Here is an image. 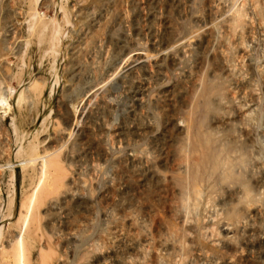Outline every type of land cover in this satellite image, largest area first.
Masks as SVG:
<instances>
[{"label": "rangeland", "instance_id": "374dc122", "mask_svg": "<svg viewBox=\"0 0 264 264\" xmlns=\"http://www.w3.org/2000/svg\"><path fill=\"white\" fill-rule=\"evenodd\" d=\"M262 1L0 0V264H16L15 248L10 249L8 242L14 237L23 238L25 264H96L99 257H105L107 264H118L124 258L138 257L148 248L151 251L146 252V264H264V216L255 217L254 228L258 232L251 241L245 239L244 227L224 219L227 206L221 203V197L246 174L241 169L242 162L231 157V147L208 135L213 125L207 103L208 90L221 91L220 81L213 78L214 74L223 72L219 71L216 49L230 47L232 64L245 77L243 87L234 92H241V96L246 94L251 115L241 139L264 159ZM218 12H225L226 18L222 19ZM121 14L126 18L123 24L118 21ZM229 16H236L237 26H240L243 40L239 48H235L232 40L227 23ZM40 22L46 25L44 29L38 27ZM5 24L12 25L11 32L6 31ZM88 35H103L109 40L105 44L113 41L111 48L116 39L125 40L122 49H127L128 53L117 66L120 75L125 58L131 59L140 51L147 53L148 73L138 71L135 78L145 84L142 103L135 101L137 84L126 86L125 92L117 90L119 75L104 77L106 80L85 78L84 69L89 61L77 62L75 47ZM57 38L60 43L54 47ZM155 39L157 44H154ZM103 56L97 59L105 69L112 59ZM90 89L95 91L91 103L87 97ZM97 106L106 110L100 119L102 122L87 120L89 109ZM78 111H82V115ZM67 113L74 114L78 121L68 120ZM77 122H80L78 127ZM239 122L240 118L235 115L229 125ZM115 126L121 129V134L111 132V127ZM139 156H144L151 165L153 173L148 181H140L130 168ZM43 159L52 164L49 172L42 169ZM228 159L232 160V176L223 173ZM214 161L220 164L217 168ZM99 165L102 167L98 169ZM70 182L80 188L63 206V220L58 223L48 206L61 200L60 194ZM196 194L202 198L200 205L197 211L188 213L190 221L184 226L174 206L183 196L192 202ZM11 195L13 204L9 207ZM217 211L221 213L219 217ZM109 212L121 222L118 230L109 228ZM128 214L134 215V219L138 214L137 220L144 222L147 228L142 229L140 224L134 226L125 218ZM114 230L122 239L116 247L110 244ZM57 233L63 239L58 240ZM181 233L189 234V238L181 237ZM169 236L179 241L184 238L182 253L177 244L166 241ZM97 245L104 250L95 258L93 249Z\"/></svg>", "mask_w": 264, "mask_h": 264}, {"label": "bare ground", "instance_id": "6f19581e", "mask_svg": "<svg viewBox=\"0 0 264 264\" xmlns=\"http://www.w3.org/2000/svg\"><path fill=\"white\" fill-rule=\"evenodd\" d=\"M226 1V0H225ZM253 1V0H252ZM264 1V0H263ZM262 1V2H263ZM135 2V1H134ZM206 3V2H205ZM224 3V2H223ZM227 4V3H226ZM221 5V4H220ZM30 6V5H29ZM65 6V5H64ZM63 6V7H64ZM217 6V5H216ZM219 6V4H218ZM142 7V6H141ZM214 7V5H213ZM235 7V6H234ZM233 7V8H234ZM256 8V7H255ZM160 9V8H159ZM167 9V8H165ZM217 11H219V9L217 8L216 9ZM22 11V10H21ZM64 11V10H63ZM76 11V10H75ZM115 12V10H113ZM31 12V11H30ZM216 12V11H214ZM78 13V12H77ZM116 13V12H115ZM187 13V12H186ZM219 13V16L223 19L226 18V14L225 12H218ZM255 13V12H254ZM214 14V13H213ZM35 15V14H33ZM72 15V14H71ZM239 15V13H238ZM237 15V16H238ZM23 16V15H22ZM38 16V15H37ZM66 16V15H65ZM217 16V15H216ZM5 17V16H4ZM159 17V16H158ZM236 17V16H235ZM229 18L227 23H229L228 27L231 29L232 31V40L234 42V45H235V48H239L240 47V44H241V37H242V33H241V30H240V26L238 27L237 26V23H236V18ZM65 18V17H64ZM125 16L124 15H119V18H118V21H119V24H123L125 22ZM221 19V20H222ZM39 20V19H38ZM217 20V18H216ZM251 21V20H250ZM102 22V21H101ZM109 22V21H108ZM135 22V21H134ZM223 22V20H222ZM226 22V21H225ZM34 23V22H33ZM32 23V24H33ZM214 24V23H213ZM29 25V24H28ZM34 25V24H33ZM88 25V24H87ZM6 26V24H5ZM242 26V24H241ZM6 31L7 32H11L12 31V25H8L6 26ZM32 27V26H31ZM40 27L41 29L45 28L46 25L42 22H40V25L38 26ZM153 27V26H152ZM264 27V26H263ZM206 28V27H205ZM35 29V28H34ZM184 29V28H183ZM5 30V29H4ZM124 30V29H123ZM103 32V31H101ZM100 32V33H101ZM125 32V31H124ZM145 32V31H144ZM153 32V31H152ZM249 32V31H248ZM43 33V32H42ZM94 33V32H93ZM39 34V33H38ZM102 34V33H101ZM168 34V33H167ZM226 34V33H225ZM80 35V34H79ZM90 35V34H89ZM84 38L83 41L81 42V44L78 46V47H75V54H76V58H77V62L81 61L82 59H86L89 61V64L86 66V69H84L86 72L85 73V78H89V79H102V80H106L104 77H110L111 76H118L119 77V80L120 82L116 83V87H117V90L118 91H123V89L126 88V86H129V85H133V84H137L139 86V88L137 89V95L135 97V101L139 102V103H142V95H143V88H145V84H143L142 82L140 81H136L135 78H136V74L138 71H142V73H148V70H149V67L148 66V59L149 57L144 55V53H136V51L131 59L130 57L127 59L125 58L126 64H123L124 67L122 65H120V67L122 68V74L120 75V73L117 74V66L119 65V63H121L124 55L127 57L126 53L127 52V49H122V47L125 46V40L120 38V39H116L117 41L115 42V44L113 45L115 49L111 48V43L109 44H105L106 41H109V40H106L103 35L102 36H89ZM106 35V34H105ZM111 35V34H110ZM244 35V34H243ZM247 35V34H246ZM55 36V35H54ZM53 36V38H54ZM224 37V36H223ZM244 37V36H243ZM45 39V38H44ZM55 39V38H54ZM135 39V38H134ZM197 39V38H196ZM22 40V39H21ZM57 42L54 43V47L58 46L59 43H60V39H56ZM184 40V39H183ZM243 40V39H242ZM42 41V40H41ZM55 42V41H54ZM229 41H227L228 43ZM246 42V41H245ZM49 43V42H48ZM158 41L155 39L154 40V44H157ZM214 43V42H213ZM166 44V43H165ZM176 44V43H175ZM33 45V44H32ZM38 45V44H37ZM72 45V44H71ZM75 45V44H74ZM187 45V44H186ZM217 45V44H216ZM245 45V44H244ZM165 46V45H164ZM251 46V45H250ZM53 47V48H54ZM176 48V47H175ZM210 48V47H209ZM212 48V47H211ZM223 48V47H222ZM227 48V46H226ZM243 48V47H242ZM52 49V48H51ZM112 50V53L110 52ZM184 49V48H183ZM182 49V50H183ZM133 50V49H132ZM168 50V49H167ZM231 48L228 47V49L226 50H222L221 48L219 49H216V57L219 59L218 61L220 62V65H219V68L221 71L222 74H214L213 75V78L214 80L216 81H220L221 83V91H211V90H208L207 93L209 94V97L207 98V103L210 104V108H209V114H210V121H211V124L213 125V128H212V131L211 133L208 132V135L211 134V138L215 141H220L224 146H229L231 147L232 149V154H231V157L234 159V161L236 160H239V162H242L241 164V169L243 170V172H245L246 174V177L243 178L242 180H239V182L236 184L235 187H233L231 190H229L227 192V194L224 196V197H221V203L225 204L227 207L225 209V220H230L234 223L235 226H239V227H244L245 229V239L247 241H251L255 236H256V233L258 232V230L255 231V228H254V223L256 221V218L255 217H263L264 216V159L262 160L261 158H259V156L257 155V153L255 152L254 150V147L252 145H249V144H246L244 143V141H242V134L244 135V131L247 127V124L249 123V121L251 119H248L250 112L248 113L249 111V104L246 100V97L245 95L244 96H241L243 94L240 95V93H235L234 91L236 89H239L241 87H243V84L245 82V77L243 76V74L241 72H237L235 69V67L233 66L232 64V61H231ZM251 50V49H250ZM53 51V49H52ZM51 51V52H52ZM134 51V50H133ZM139 51V50H138ZM137 51V52H138ZM211 51V50H210ZM56 52V51H55ZM131 52V51H130ZM180 52V51H179ZM252 52V51H251ZM159 53V52H158ZM133 54V52H132ZM182 54V53H181ZM101 55H105L103 56V58H108L110 57V59H112V61H110L109 64H107V68L103 69L100 65H99V62H98V56H101ZM130 55V54H129ZM149 55V54H148ZM156 55V54H154ZM153 55V56H154ZM159 55V54H157ZM156 55V56H157ZM161 55V54H160ZM57 56V55H56ZM75 56V55H74ZM212 56V55H211ZM22 57V56H21ZM152 57V56H151ZM155 57V56H154ZM245 57V56H244ZM75 58V60H76ZM130 59V60H129ZM179 59V58H178ZM239 59V58H238ZM105 60V59H104ZM155 60V59H154ZM157 60V59H156ZM200 60V59H199ZM245 60V59H244ZM247 60V59H246ZM85 61V60H84ZM109 61V60H108ZM243 61V60H242ZM76 62V61H75ZM103 62V61H102ZM157 62H160V61H157ZM190 62V61H189ZM237 62V61H236ZM235 62V63H236ZM250 62V61H249ZM70 63V61H69ZM68 63V64H69ZM150 63V62H149ZM154 63V62H153ZM156 63V62H155ZM238 63V62H237ZM262 63V62H261ZM76 64V63H75ZM78 64V63H77ZM159 64V63H158ZM239 64V63H238ZM245 64H246V61H245ZM161 65V64H160ZM159 65V66H160ZM248 65V64H247ZM246 65V67H248ZM70 66V65H69ZM188 66V65H187ZM186 66V67H187ZM62 67V66H61ZM45 68V67H44ZM74 68V67H73ZM199 68V67H198ZM22 69V68H21ZM83 69V68H82ZM240 69V68H239ZM121 70V69H120ZM205 70V68H204ZM247 70V68H246ZM18 71H21V70H18ZM32 71V70H31ZM77 71V70H75ZM180 71V70H179ZM241 71V70H240ZM244 71V70H243ZM242 71V72H243ZM120 72V71H119ZM186 72V71H185ZM213 72V71H212ZM211 72V74H212ZM248 72V71H247ZM252 72V71H251ZM77 73V72H76ZM80 73V72H79ZM82 73V71H81ZM83 73V74H84ZM151 73V72H150ZM203 73V72H202ZM246 73V71H245ZM160 74V73H159ZM251 74V73H250ZM65 75V74H64ZM79 75V74H78ZM104 75V76H103ZM80 76V75H79ZM78 76V77H79ZM187 76V75H186ZM210 76V74H209ZM212 76V75H211ZM82 77V76H81ZM144 77V75L142 76ZM247 77V75H246ZM104 78V79H103ZM114 78V77H113ZM68 79V78H67ZM145 79V78H144ZM86 80V79H85ZM84 80V81H85ZM88 80V79H87ZM112 81V79H110ZM109 80V81H110ZM115 80V79H113ZM200 80V79H199ZM91 81V80H90ZM94 81V80H93ZM164 81V80H163ZM3 82V80H2ZM11 82V81H10ZM87 82V81H85ZM95 82H97L95 80ZM94 82V83H95ZM144 82V81H143ZM58 83V82H57ZM140 83V84H138ZM213 83V81H212ZM211 83V84H212ZM104 84V83H103ZM110 84V83H109ZM112 84V82H111ZM110 84V86H111ZM191 84V83H190ZM210 84V86H211ZM215 84V83H214ZM87 85V84H86ZM107 85V84H106ZM106 85H104L103 87H105ZM149 85V84H148ZM189 85V84H188ZM10 86V85H9ZM74 86V85H73ZM115 86V85H113ZM112 86V87H113ZM87 87V86H86ZM101 87V85H100ZM101 88L104 90V88ZM132 87V86H131ZM106 88V87H105ZM100 89V88H99ZM112 89V88H111ZM96 90V89H95ZM103 90H101L102 92H104ZM135 91V90H134ZM178 91V90H177ZM242 91V90H241ZM243 91H245L243 89ZM4 92V91H3ZM94 92L95 91H92V89L88 90L87 91V97L89 100V103H91L92 99L94 98ZM98 92V91H97ZM96 92V93H97ZM106 92V91H105ZM112 92V91H111ZM116 92V91H115ZM125 92V90L123 91ZM127 92V91H126ZM95 93V94H96ZM100 93V92H99ZM159 93V92H158ZM194 93V92H193ZM11 94V93H10ZM105 94V93H104ZM185 94V93H184ZM260 94V93H259ZM106 95V94H105ZM95 97H97V94L95 95ZM105 97V96H104ZM99 98V97H98ZM98 98H95V99H98ZM103 98V97H102ZM20 99V98H19ZM65 99V98H64ZM104 99V98H103ZM75 100V99H74ZM96 101V100H93V102ZM249 101V100H248ZM66 102V101H65ZM98 102V101H97ZM1 103V102H0ZM85 103V102H84ZM4 104V103H3ZM9 104V103H8ZM95 104V103H94ZM102 104V103H101ZM130 104V103H129ZM156 104H157V101H156ZM61 105V104H60ZM93 106V104H91V107ZM153 106V105H152ZM254 106V105H253ZM90 107V106H89ZM88 107V108H89ZM94 107V106H93ZM103 107V106H102ZM133 107V106H132ZM7 108V107H6ZM4 108V109H6ZM3 109V108H2ZM253 109V108H251ZM10 110V109H9ZM81 110V109H80ZM138 110V109H137ZM252 111V110H251ZM8 112V111H7ZM79 112V111H78ZM82 112V111H81ZM79 112V113H81ZM137 112V111H136ZM106 113V110L105 109H102L100 108L99 106H97L96 108H94L93 110H90L88 111V115L87 116V120L89 119V121H92V120H95V122L97 120H102V118L104 117ZM252 113V112H251ZM68 114V113H67ZM253 114V113H252ZM82 115V113H81ZM150 115V114H149ZM237 116L240 118V122L238 124H234L235 126L233 125H229V122H231V119L233 116ZM80 116V115H79ZM253 116V115H252ZM256 116V115H255ZM107 117V116H106ZM163 117V116H162ZM68 118V120H75L76 119V116L74 114H68V116L66 117ZM81 119V117H80ZM115 119V118H113ZM9 120V119H8ZM77 120V119H76ZM100 120V122H102ZM107 120V119H106ZM129 120V119H128ZM249 120V121H248ZM67 121V120H65ZM64 121V122H65ZM78 121V120H77ZM81 121V120H80ZM167 122V121H166ZM80 123V122H79ZM79 123L77 122V127L79 125ZM82 123H83V120H82ZM180 123V122H179ZM73 124V123H72ZM98 124V123H97ZM106 124V123H104ZM114 124H116L114 122ZM124 124V123H123ZM178 124V123H177ZM252 124V123H251ZM67 125V123H66ZM76 125V124H75ZM95 125V124H94ZM109 125V124H108ZM59 126V124L57 125ZM106 126V125H105ZM113 126V125H112ZM201 126V125H200ZM250 126V125H249ZM17 127V126H16ZM76 127V128H77ZM173 127V126H172ZM18 128V127H17ZM170 128V127H169ZM262 128V127H261ZM71 129V127H70ZM136 129V128H135ZM110 130V129H109ZM109 130H108V133H109ZM76 131V129H75ZM142 131V130H141ZM165 131V130H164ZM262 131V130H261ZM264 131V130H263ZM71 132V131H70ZM111 132L113 133H118L121 134V129L117 126L115 127H111ZM155 132V131H154ZM180 132V131H179ZM186 132V131H185ZM70 134V133H69ZM204 135V133H202ZM83 135V134H82ZM167 135V134H166ZM169 135V134H168ZM248 135V134H247ZM92 136V135H91ZM107 136V135H106ZM136 136H137V133H136ZM143 136V135H142ZM54 137V136H53ZM246 137V136H245ZM50 138V137H49ZM57 138V137H56ZM71 138V137H70ZM185 138V137H184ZM183 138V139H184ZM188 138V137H186ZM66 139V138H65ZM82 139V138H81ZM107 139V138H106ZM252 139V138H251ZM124 140V139H123ZM208 140V139H207ZM244 140V139H243ZM250 140V139H249ZM58 141V140H56ZM186 141H188V139H186ZM251 141H254V140H251ZM172 141H170L171 143ZM206 142V141H205ZM209 143V140L207 141ZM206 142V143H207ZM33 143V142H32ZM64 143V142H63ZM127 143V142H126ZM169 143V144H170ZM174 143V142H173ZM178 143V142H177ZM214 143V142H213ZM167 144V143H166ZM254 144V143H253ZM32 145V144H31ZM63 145V144H61ZM168 145V144H167ZM190 145V144H189ZM88 146V145H87ZM96 146V145H95ZM181 146V145H180ZM208 146V144H207ZM168 147V146H167ZM223 147V146H221ZM259 147V146H258ZM54 148V147H53ZM139 148V147H138ZM60 149V148H59ZM224 149V147H223ZM256 149V148H255ZM31 150V149H30ZM58 150V149H57ZM56 150V151H57ZM113 150V149H112ZM135 151V150H133ZM144 151V150H143ZM221 151V150H220ZM257 151V150H256ZM221 152H224V151H221ZM54 153V152H53ZM220 153V152H219ZM1 154L2 155H5L4 154V151H1ZM8 154V153H7ZM45 154V153H44ZM221 154V153H220ZM219 154V155H220ZM50 155V153H49ZM48 155V156H49ZM139 155V153H138ZM142 155V154H141ZM150 155V154H149ZM188 155V154H187ZM128 156V155H127ZM145 156V155H144ZM139 156L138 158H136L133 163H132V166H130L131 170H132V173L137 176V178L140 180V181H148L150 177V175L153 173L152 170H151V165L148 164V161L143 159L144 158ZM191 156V155H190ZM23 157V156H22ZM34 157V156H32ZM43 157V156H42ZM56 157V156H55ZM151 157V156H150ZM185 157V156H184ZM197 157V156H196ZM229 157V158H231ZM44 158V157H43ZM52 158V157H51ZM100 158V157H99ZM133 158V157H132ZM146 158V156H145ZM148 158V157H147ZM146 158V159H147ZM195 158V156L193 157ZM28 159V158H27ZM149 159V158H148ZM189 158H187V161H188ZM191 159V158H190ZM23 160V159H22ZM33 160V159H32ZM36 160V158H35ZM34 160V161H35ZM45 161V159H43ZM42 160V161H43ZM51 160V159H50ZM197 160V159H196ZM25 161V160H24ZM48 161V160H47ZM45 161L44 164L42 165V169L46 172L48 171L49 172V168L50 166H52L51 162H47ZM152 161V160H151ZM186 161V162H187ZM28 162H30V160H28ZM32 162V161H31ZM7 164V163H6ZM5 164V165H6ZM23 164V163H22ZM124 164V163H123ZM175 164V162H174ZM186 164V163H185ZM8 165V164H7ZM34 165V164H32ZM95 165V164H94ZM93 165V166H94ZM98 165V164H97ZM101 165V164H100ZM98 167L101 168L102 166ZM213 165L216 166H219L220 164L217 162V161H214L213 162ZM231 165H232V160L231 159H228V161L226 162L225 164V171L223 172L226 176H232V173H231ZM96 166V165H95ZM27 167V166H26ZM61 167V166H60ZM187 167V166H186ZM214 167V166H213ZM25 168V167H24ZM40 168V167H39ZM95 168V167H94ZM1 169V168H0ZM26 169V168H25ZM112 169V168H111ZM110 169V170H111ZM184 169V168H183ZM31 170V169H30ZM53 170V168H52ZM59 170V169H58ZM62 170V169H61ZM65 169L63 168V171ZM115 170V169H114ZM177 170V169H176ZM217 170V169H216ZM240 170V169H239ZM175 171V170H174ZM43 172V171H42ZM54 172V171H53ZM99 172H102L101 170ZM111 172V171H110ZM184 172V171H182ZM197 172V171H196ZM209 172V171H208ZM64 173V172H63ZM44 174V173H42ZM47 175V173H45ZM44 174V175H45ZM49 174V173H48ZM69 174V173H68ZM108 174V173H107ZM211 174V173H210ZM50 175V174H49ZM109 175V174H108ZM107 175V176H108ZM106 176V175H105ZM54 177V176H53ZM209 177V176H208ZM219 177V176H218ZM48 178V177H47ZM57 178V177H56ZM110 178V177H109ZM195 178V177H194ZM2 179V178H1ZM49 179V178H48ZM108 179V177H107ZM114 179V178H113ZM132 179V178H131ZM238 179V178H237ZM52 180V179H51ZM60 180V178H59ZM58 180V181H59ZM63 180V179H62ZM65 180V179H64ZM109 180V179H108ZM137 180V179H136ZM139 180H137L139 182ZM166 180V179H165ZM194 180V179H193ZM235 180V179H234ZM54 181V179H53ZM114 181V180H113ZM155 178H154V181L155 182ZM252 181V182H251ZM1 182V181H0ZM64 182V181H63ZM103 182V181H102ZM159 182V181H158ZM157 182V183H158ZM222 182V180H221ZM100 183V182H99ZM196 183V182H195ZM52 184V183H51ZM101 184V183H100ZM150 184V183H149ZM202 184V183H201ZM219 184V183H218ZM153 185V184H152ZM222 185V183L220 184ZM35 186V185H34ZM53 186V185H52ZM105 186V185H103ZM158 186V185H157ZM161 187V186H160ZM53 188V187H52ZM79 188L77 186V184L75 182H70L67 186H65V188L63 189V191L61 192V200L58 201V202H52L49 204L48 206V209L51 210L52 212H54V216H55V219H57L56 221H60V220H63L62 218V214H64V205L65 203L68 202V200H71L72 198H74L75 194L77 191H79ZM227 188V187H226ZM38 189V188H37ZM54 189V188H53ZM170 189V188H169ZM211 189V188H210ZM156 190V189H155ZM200 190V189H198ZM197 190V191H198ZM220 190V189H219ZM218 190V191H219ZM55 191V190H54ZM185 191V190H184ZM194 191V189L192 190ZM222 191V190H221ZM130 193V192H129ZM200 193V192H199ZM205 193V192H204ZM217 193V192H216ZM225 193V192H224ZM222 193V194H224ZM35 195V194H34ZM85 195V194H84ZM102 195V194H101ZM191 195V194H190ZM199 194H196V196L194 197L195 199H193L192 202H189L187 200V198L185 196L181 197V200L180 202H178V204L176 205V203L174 205V208H175V214L177 216V218L181 221V223L184 225V226H187V223L190 221L187 219V216H188V213H190L191 211L195 210L199 204V197L197 196ZM210 195V194H209ZM57 196V195H56ZM91 196V195H90ZM211 196V195H210ZM209 196V197H210ZM214 196V195H213ZM47 197V196H46ZM112 197V196H111ZM188 197V196H187ZM135 199V198H134ZM202 199V198H201ZM200 199V200H201ZM112 200V199H111ZM128 200V199H127ZM122 201V200H121ZM111 202V201H110ZM134 202V200H133ZM211 202V201H209ZM212 203V202H211ZM13 204V195L10 196V202H9V207H11ZM160 204V203H159ZM217 204V203H216ZM214 204V205H216ZM104 205V204H103ZM135 205V203H134ZM140 205V204H139ZM163 205V204H162ZM208 205V204H207ZM109 206V205H108ZM128 206V205H127ZM165 206V205H164ZM206 206V205H205ZM126 207V206H125ZM122 209V208H121ZM126 209V208H125ZM137 209V208H136ZM135 209V211H136ZM139 209V208H138ZM137 209V210H138ZM198 209V208H197ZM213 209V208H212ZM224 209V208H223ZM128 210V209H127ZM158 210V209H157ZM204 210V209H203ZM120 211V210H119ZM197 211V210H195ZM202 211V210H201ZM108 212V211H107ZM213 212V211H212ZM218 212V211H217ZM133 213V212H132ZM136 213V212H135ZM198 213V212H197ZM12 214V213H11ZM122 214V213H121ZM134 214V213H133ZM145 214V213H144ZM152 214V213H151ZM203 214V213H202ZM109 217H110V225H109V228L110 229H115V230H118L119 228H121V222L118 221L117 217H115V215L111 212L108 213ZM194 215V214H193ZM217 217H219V215H221V213L219 214L216 213ZM139 215L137 214L136 217H138ZM149 216V215H147ZM6 217V216H5ZM135 217L134 219V215L132 214H128L127 216H125V218H128L129 220L132 221V223L134 224V226L140 224L141 228L142 229H146L147 228V225L142 222V221H139L137 220V218ZM207 217H210V216H207ZM213 217H216L215 215H213ZM75 218V217H74ZM101 218V217H100ZM139 218V217H138ZM153 218V217H152ZM221 218V219H223ZM108 219V218H107ZM149 219V218H148ZM164 219V218H163ZM162 219V220H163ZM177 219V220H178ZM212 219V217H211ZM215 219V218H214ZM144 220V219H143ZM209 220V219H208ZM218 220V219H217ZM225 220H222V221H225ZM148 221V220H147ZM146 221V222H147ZM171 221V220H170ZM204 221V220H203ZM212 221V220H211ZM214 221V220H213ZM212 221V222H213ZM169 222V221H168ZM167 222V223H168ZM177 222V221H176ZM205 222V221H204ZM59 223V222H58ZM62 223V222H61ZM128 224L130 222H127ZM232 223V224H233ZM11 224V223H10ZM9 224V225H10ZM19 224V223H18ZM25 224V222H24ZM64 224V223H63ZM76 224V223H75ZM88 224V223H87ZM171 224V223H170ZM181 224V225H182ZM228 224V223H226ZM225 224V225H226ZM231 224V225H232ZM108 225V224H107ZM230 225V226H231ZM233 225V226H234ZM80 226V225H79ZM125 226V225H124ZM165 226V225H164ZM104 227V226H103ZM156 227V226H155ZM154 227V228H155ZM172 227V226H171ZM176 227V226H175ZM225 227V226H224ZM223 227V228H224ZM183 228V227H182ZM209 228H212V227H209ZM229 228V226H228ZM13 229V228H12ZM19 229V228H18ZM25 229V228H24ZM37 229V228H36ZM62 229V228H61ZM178 229V228H176ZM180 229V228H179ZM208 229V228H207ZM55 230V229H54ZM114 230V231H115ZM175 230V229H174ZM210 230V229H209ZM236 230V229H235ZM17 231V230H16ZM29 231V230H28ZM92 231V230H91ZM177 231V230H176ZM213 230H211L210 232L212 233ZM133 232V231H132ZM145 232V231H144ZM71 233V232H70ZM161 233V232H159ZM167 233V232H166ZM206 233V232H205ZM223 233V232H222ZM237 233V232H236ZM36 234V232H35ZM46 234V233H44ZM48 234V233H47ZM116 234H119L115 231L114 235H112L111 237V240H110V244L113 246V247H116L119 243H120V234L119 235H116ZM154 234V233H153ZM162 234V233H161ZM221 234V233H220ZM33 235V234H32ZM71 235V234H69ZM89 235V234H88ZM180 235V234H179ZM205 235V234H204ZM35 236V235H34ZM56 238L59 237L58 240H61L63 239L62 237H60L61 235L58 236V233L56 234ZM67 236V235H66ZM84 236V235H83ZM137 236V235H135ZM134 236V237H135ZM174 236V235H173ZM181 237L184 236V238H189V234H183L181 233L180 235ZM191 236V234H190ZM218 237V235H215ZM221 236V235H219ZM26 237V236H25ZM41 237V236H40ZM48 237V236H46ZM68 237V236H67ZM140 237V236H139ZM166 237V236H165ZM215 237V238H217ZM261 237V236H260ZM0 238H1V232H0ZM28 238V237H27ZM51 238V237H49ZM65 238V237H64ZM82 238V237H81ZM90 238V237H89ZM130 238V237H129ZM158 238V237H157ZM155 237V239H157ZM181 239V241H183V239ZM262 238V237H261ZM8 239V238H7ZM193 239V238H192ZM191 239V240H192ZM122 240V239H121ZM43 241V240H42ZM51 241V240H50ZM128 241V240H127ZM157 241H162V240H157ZM156 241V242H157ZM166 241H171V244H177L176 246L178 247V250H181L180 252L182 253V250H183V243L181 241H179L178 239L174 238V237H170L169 238H166ZM237 241V240H236ZM8 242L10 243V246L11 248L10 249H14L15 248V255H14V258H15V261H16V264H25L24 262V250H23V238H10V240H8ZM45 242V241H43ZM42 242V243H43ZM61 242V241H60ZM125 242V241H124ZM149 242V241H147ZM164 242V241H163ZM195 242V241H194ZM218 242V241H217ZM216 242V244H217ZM8 243V244H9ZM145 243V241H144ZM151 243V242H150ZM159 243V242H158ZM264 243V242H263ZM6 244V243H5ZM85 244V243H84ZM124 244V243H123ZM154 244V243H153ZM250 244V243H249ZM161 245H162V242H161ZM247 245V244H246ZM145 246V245H144ZM192 246V245H191ZM237 246V245H236ZM257 246V245H256ZM260 246V245H259ZM258 246V248H259ZM129 247V246H127ZM155 247V246H154ZM159 247V246H157ZM226 247V246H225ZM45 248V247H44ZM123 248V247H122ZM168 248V247H167ZM175 248V247H174ZM191 248V247H190ZM194 248V247H193ZM255 248V247H254ZM5 249V248H4ZM103 247L100 246V245H97V246H94V249H93V255L94 257H99L102 255L103 253ZM139 249V248H138ZM231 249V248H230ZM149 251H151V248H148ZM147 250V251H148ZM189 250V249H188ZM208 250V249H207ZM33 251V250H32ZM139 251V250H138ZM146 251V252H147ZM196 251V250H195ZM214 251V250H212ZM236 251H239V250H236ZM35 252V251H34ZM126 252V251H125ZM146 252H141L139 253V256L138 257H134V258H131V259H128V258H124L122 259L118 264H135V262H137V264H144L145 263V259H146ZM187 252V251H186ZM252 252V251H251ZM37 253V252H36ZM43 253V252H42ZM41 253V254H42ZM46 253V256H47V252L45 251ZM114 253V252H113ZM135 253V252H134ZM167 253V252H166ZM176 253V251L174 252V254ZM212 253V252H211ZM214 253V252H213ZM228 253V252H227ZM10 254V253H9ZM29 254V253H28ZM44 254V253H43ZM50 254V253H49ZM87 254V253H86ZM112 254V253H111ZM121 254V253H120ZM119 254V255H120ZM177 254V253H176ZM191 254V253H190ZM238 254V253H237ZM13 255V254H12ZM27 255V254H26ZM56 255V254H55ZM106 255V254H105ZM131 255V254H130ZM218 255V254H217ZM242 255V254H241ZM177 256V255H176ZM186 256V255H185ZM197 257V255H194ZM129 257V256H128ZM159 257V255H158ZM174 257V256H173ZM93 258V257H92ZM176 258V257H175ZM193 258V257H191ZM229 258V257H228ZM151 259V257H150ZM153 259V258H152ZM194 259V258H193ZM236 259V258H235ZM28 260V259H27ZM157 260V259H156ZM179 260H182V256L179 258ZM207 260V259H206ZM243 260V259H242ZM4 261V260H3ZM97 263L96 264H107L106 262V258L105 257H99V258H96L95 260ZM152 261V260H151ZM175 261V259H174ZM194 261V260H193ZM27 262V261H26ZM36 262V261H35ZM40 262V261H39ZM50 262V261H49ZM159 262V260H158ZM188 262V261H187ZM44 263V262H43ZM55 263V262H54ZM225 263V262H224ZM234 263V262H233ZM5 264V263H4ZM46 264V263H45ZM146 264V263H145ZM181 264V263H180ZM190 264H193L192 262ZM201 264V263H200ZM248 264V263H247Z\"/></svg>", "mask_w": 264, "mask_h": 264}]
</instances>
